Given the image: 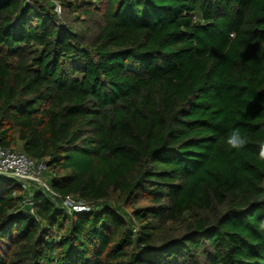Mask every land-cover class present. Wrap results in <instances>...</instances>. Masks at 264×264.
I'll list each match as a JSON object with an SVG mask.
<instances>
[{
	"label": "trees",
	"instance_id": "1",
	"mask_svg": "<svg viewBox=\"0 0 264 264\" xmlns=\"http://www.w3.org/2000/svg\"><path fill=\"white\" fill-rule=\"evenodd\" d=\"M260 144L264 0H0V145L89 206L0 178V264H264Z\"/></svg>",
	"mask_w": 264,
	"mask_h": 264
},
{
	"label": "built area",
	"instance_id": "2",
	"mask_svg": "<svg viewBox=\"0 0 264 264\" xmlns=\"http://www.w3.org/2000/svg\"><path fill=\"white\" fill-rule=\"evenodd\" d=\"M26 2L32 6L34 0H26ZM54 11L56 13L60 12V7L57 3H54ZM0 178L15 180L20 183L21 188L26 192L27 198L23 202L24 207L21 210H25V205L31 203L29 197L36 190L43 191L50 200L61 205L67 213H78L89 209V206L80 200L69 196L60 198L51 191L45 176L44 163L29 158L18 149L4 148L0 145Z\"/></svg>",
	"mask_w": 264,
	"mask_h": 264
},
{
	"label": "clouds",
	"instance_id": "3",
	"mask_svg": "<svg viewBox=\"0 0 264 264\" xmlns=\"http://www.w3.org/2000/svg\"><path fill=\"white\" fill-rule=\"evenodd\" d=\"M226 143L229 148L240 150L247 145L248 141L241 136L239 129H233L227 137ZM259 158L264 160V144L259 145ZM261 227H264V224H262Z\"/></svg>",
	"mask_w": 264,
	"mask_h": 264
},
{
	"label": "water",
	"instance_id": "4",
	"mask_svg": "<svg viewBox=\"0 0 264 264\" xmlns=\"http://www.w3.org/2000/svg\"><path fill=\"white\" fill-rule=\"evenodd\" d=\"M31 207H32L31 203L25 205L26 209H30Z\"/></svg>",
	"mask_w": 264,
	"mask_h": 264
}]
</instances>
